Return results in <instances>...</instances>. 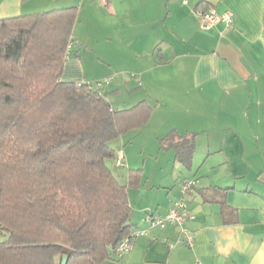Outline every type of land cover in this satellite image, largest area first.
Instances as JSON below:
<instances>
[{"label":"crops","instance_id":"1","mask_svg":"<svg viewBox=\"0 0 264 264\" xmlns=\"http://www.w3.org/2000/svg\"><path fill=\"white\" fill-rule=\"evenodd\" d=\"M64 6L77 15L60 78L112 76L102 91L113 106H151L116 140L123 164H109L127 186L137 234L120 258L99 264H264V0H0V18ZM197 8L229 10L233 21L201 28ZM124 71L133 78L116 76ZM120 89L130 96L116 99ZM171 129L195 133L188 166L159 145ZM170 149L171 164L161 154ZM129 168L140 169L135 185ZM185 178L195 180L184 194L192 245L176 225L147 219L167 212Z\"/></svg>","mask_w":264,"mask_h":264},{"label":"trees","instance_id":"2","mask_svg":"<svg viewBox=\"0 0 264 264\" xmlns=\"http://www.w3.org/2000/svg\"><path fill=\"white\" fill-rule=\"evenodd\" d=\"M76 15L64 6L0 18V264H61L62 254L64 264H99L120 258L131 232L127 186L109 164L151 106L117 108L107 82L60 78ZM158 142L190 164L194 132ZM140 176L128 169L129 184Z\"/></svg>","mask_w":264,"mask_h":264},{"label":"built area","instance_id":"3","mask_svg":"<svg viewBox=\"0 0 264 264\" xmlns=\"http://www.w3.org/2000/svg\"><path fill=\"white\" fill-rule=\"evenodd\" d=\"M102 3H105L107 0H100ZM195 12L199 18V23L201 28H209L214 23L219 20H223L226 25H230L233 21L232 13L229 10H224L221 13H218L215 9H195ZM73 44V40H69L66 45V50H69ZM68 52V51H67ZM112 79V76H107L102 79V82H108ZM116 165L123 164V157L120 150H116V156L114 159ZM195 183V180L192 178H185L180 183V190L182 195L175 199L167 212L164 215H149L148 222L150 226L165 227L168 224H173L178 227L180 238L188 245H192L193 237L190 229L186 225L188 219L193 218V214L187 206V201L184 197V194L187 190ZM137 234V232H130L128 235H124L121 240L116 245V254L117 256H122L131 246L132 239Z\"/></svg>","mask_w":264,"mask_h":264},{"label":"rangeland","instance_id":"4","mask_svg":"<svg viewBox=\"0 0 264 264\" xmlns=\"http://www.w3.org/2000/svg\"><path fill=\"white\" fill-rule=\"evenodd\" d=\"M130 72H128V71H124V72H118L117 74H116V76L118 77V78H133V76L131 75V74H129ZM130 76V77H129ZM103 79V78H102ZM102 79H100V80H102ZM93 84H95L96 85V83H93ZM105 86V84H103V86L102 87H104ZM143 90L141 87H136V89H134V90ZM120 92L119 93H114V97L116 98V99H118V100H124L125 98L127 99L129 96H130V94H131V92H126V91H124L123 89H120L119 90ZM134 92V91H133ZM150 102H152V103H154V100L152 99V98H149L148 99ZM115 101V102H114ZM114 101H112L114 104L116 103V100H114ZM123 106L122 107H129L131 104H129V103H127V104H122ZM131 132H134V131H131ZM131 132H128L127 134H130ZM124 136V135H123ZM120 137H118V139H119ZM118 139H116V140H118ZM115 142V140H113L111 143H114ZM126 144H127V142H125ZM166 152H168L167 154H169V156H170V154H171V157H170V161H169V163L171 164V162H172V160H173V149H170L169 151H162V153L161 154H165ZM170 152V153H169ZM160 156H163V155H160ZM160 159H161V157H160ZM151 161H152V159H148V161H147V164H152L151 163ZM1 234H3V230L0 228V235ZM1 238V237H0Z\"/></svg>","mask_w":264,"mask_h":264},{"label":"water","instance_id":"5","mask_svg":"<svg viewBox=\"0 0 264 264\" xmlns=\"http://www.w3.org/2000/svg\"><path fill=\"white\" fill-rule=\"evenodd\" d=\"M65 260H66V255L65 254H62L61 264H64L65 263Z\"/></svg>","mask_w":264,"mask_h":264}]
</instances>
